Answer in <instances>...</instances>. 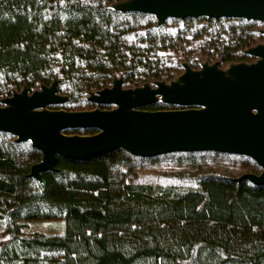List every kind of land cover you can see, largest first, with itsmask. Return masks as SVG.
Wrapping results in <instances>:
<instances>
[{
    "label": "trees",
    "instance_id": "16d2710c",
    "mask_svg": "<svg viewBox=\"0 0 264 264\" xmlns=\"http://www.w3.org/2000/svg\"><path fill=\"white\" fill-rule=\"evenodd\" d=\"M123 1L0 0V100L56 80L67 100L50 109H110L87 98L114 77L123 88L170 82L183 63L251 62L245 50L264 43V22L199 17L158 25L153 15L111 7ZM176 108L157 101L143 109ZM40 160L29 141L0 132V264H264V231L263 246L249 254L202 238L185 252L182 242L185 221L264 225V185L234 180L260 173L248 157L202 151L143 158L118 148L59 157L42 174L45 186L29 176Z\"/></svg>",
    "mask_w": 264,
    "mask_h": 264
},
{
    "label": "water",
    "instance_id": "95a60500",
    "mask_svg": "<svg viewBox=\"0 0 264 264\" xmlns=\"http://www.w3.org/2000/svg\"><path fill=\"white\" fill-rule=\"evenodd\" d=\"M119 12L167 19L234 18L264 22V0H126L111 5ZM264 33V29L262 30ZM251 62H204L170 82L155 81L123 88L121 77L110 87L90 92L88 100L110 109L67 111L50 109L63 103L57 81L29 93L27 88L0 100V132L29 141L41 153L29 176L45 186L42 174L53 171L59 157L84 159L121 148L138 157L176 152H219L252 159L260 173L234 180L264 185V43L245 50ZM157 101L176 109L146 110ZM69 129H93V134H66Z\"/></svg>",
    "mask_w": 264,
    "mask_h": 264
},
{
    "label": "rangeland",
    "instance_id": "374dc122",
    "mask_svg": "<svg viewBox=\"0 0 264 264\" xmlns=\"http://www.w3.org/2000/svg\"><path fill=\"white\" fill-rule=\"evenodd\" d=\"M43 229L49 230L46 223L43 225ZM263 231L264 225L244 228L217 221H185L182 242L185 252H188L192 240L202 238L223 244L232 252L249 254L257 247L263 246V240L261 239Z\"/></svg>",
    "mask_w": 264,
    "mask_h": 264
}]
</instances>
